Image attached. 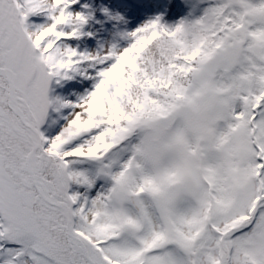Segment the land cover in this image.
I'll return each mask as SVG.
<instances>
[{"label": "snow or ice", "instance_id": "snow-or-ice-1", "mask_svg": "<svg viewBox=\"0 0 264 264\" xmlns=\"http://www.w3.org/2000/svg\"><path fill=\"white\" fill-rule=\"evenodd\" d=\"M0 264H264V0H0Z\"/></svg>", "mask_w": 264, "mask_h": 264}]
</instances>
